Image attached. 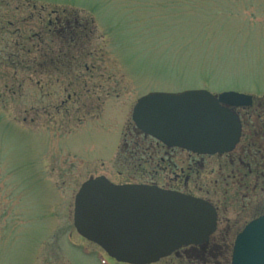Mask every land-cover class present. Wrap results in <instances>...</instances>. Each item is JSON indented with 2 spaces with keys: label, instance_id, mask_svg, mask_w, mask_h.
I'll return each instance as SVG.
<instances>
[{
  "label": "rangeland",
  "instance_id": "1",
  "mask_svg": "<svg viewBox=\"0 0 264 264\" xmlns=\"http://www.w3.org/2000/svg\"><path fill=\"white\" fill-rule=\"evenodd\" d=\"M196 89L250 95L264 112V0H0V264H118L76 233L75 194L97 176L147 182L129 155L133 106ZM203 159L187 189L220 223L205 249L154 264H230L261 214L259 184L243 204L225 156Z\"/></svg>",
  "mask_w": 264,
  "mask_h": 264
},
{
  "label": "water",
  "instance_id": "2",
  "mask_svg": "<svg viewBox=\"0 0 264 264\" xmlns=\"http://www.w3.org/2000/svg\"><path fill=\"white\" fill-rule=\"evenodd\" d=\"M252 103V96L235 91L151 92L137 100L132 120L168 147L224 154L240 138L235 109ZM73 226L118 263L154 264L182 247L208 242L217 227V212L201 198L155 185H115L97 176L75 194ZM230 264H264V215L236 235Z\"/></svg>",
  "mask_w": 264,
  "mask_h": 264
},
{
  "label": "flooded vegetation",
  "instance_id": "3",
  "mask_svg": "<svg viewBox=\"0 0 264 264\" xmlns=\"http://www.w3.org/2000/svg\"><path fill=\"white\" fill-rule=\"evenodd\" d=\"M253 104L254 101L250 107L240 108L241 110H243V114L240 115L237 112L241 125V133L239 141L236 144L235 148L230 152L217 154V156L219 157L223 155L225 156L226 162H224V164L229 168V173H226L224 178H229L232 182L234 178H238L239 176L240 178L238 182H240V186L242 187V185L244 184V196H242L243 204L244 200L249 198L248 191L250 184L255 183V187L259 184L261 186L260 192L262 194L264 193V112L261 110V105H258V107H256L255 113L251 112L250 108L253 106ZM240 109H237L236 111ZM131 123V150H129L131 164L135 162L136 164H133L132 167L136 170L145 172V174H148L149 179H147V182L140 181L133 182V184L155 185L162 189L198 197L197 195L191 193V191H189L187 188L189 183L195 182V180H197V178L201 174L204 166L203 158H206L207 156L209 157L210 155H199L185 149L168 147L162 142L139 130L133 123L132 117ZM126 146H128L127 143ZM212 172L214 171L212 170ZM248 175H251L250 179L248 178ZM252 176L254 182H252ZM158 177H161L162 180L164 179L165 183L156 182V180L154 179H158ZM141 178L143 180L145 179V177ZM242 178L244 181L242 180ZM254 186L252 188H254ZM260 198L261 200H257L258 198L254 197V199L256 200L255 208L261 214L252 218L251 220L264 215V198ZM201 199L208 201L215 208L217 212L218 227L220 223L219 207L207 198ZM249 206L251 205L249 204ZM224 222L227 224V226L230 227L237 224V222H233V224L230 225L229 221L227 220H225ZM248 222L243 224L239 228L238 232H240ZM208 244L209 241L199 246L183 247L175 254H181V252L188 254L189 250L193 248L205 249ZM207 250H203V253H206V256L207 254H210Z\"/></svg>",
  "mask_w": 264,
  "mask_h": 264
},
{
  "label": "trees",
  "instance_id": "4",
  "mask_svg": "<svg viewBox=\"0 0 264 264\" xmlns=\"http://www.w3.org/2000/svg\"><path fill=\"white\" fill-rule=\"evenodd\" d=\"M48 23H49V22H48ZM50 27H51V23L48 24V27H47V31H48V32L45 33L46 36L49 35Z\"/></svg>",
  "mask_w": 264,
  "mask_h": 264
}]
</instances>
